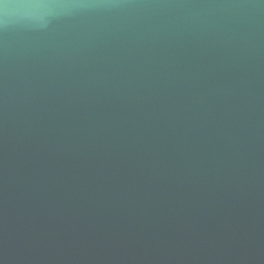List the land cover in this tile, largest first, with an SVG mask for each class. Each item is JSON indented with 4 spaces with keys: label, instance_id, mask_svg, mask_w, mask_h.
<instances>
[{
    "label": "water",
    "instance_id": "water-1",
    "mask_svg": "<svg viewBox=\"0 0 264 264\" xmlns=\"http://www.w3.org/2000/svg\"><path fill=\"white\" fill-rule=\"evenodd\" d=\"M0 264H264V0H0Z\"/></svg>",
    "mask_w": 264,
    "mask_h": 264
}]
</instances>
